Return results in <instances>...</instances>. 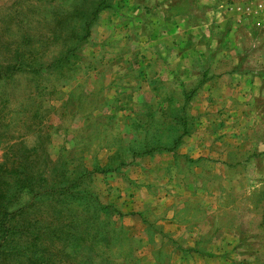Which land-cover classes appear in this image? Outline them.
<instances>
[{"label": "rangeland", "instance_id": "1", "mask_svg": "<svg viewBox=\"0 0 264 264\" xmlns=\"http://www.w3.org/2000/svg\"><path fill=\"white\" fill-rule=\"evenodd\" d=\"M13 63L0 164L98 201L63 264H264V0H0Z\"/></svg>", "mask_w": 264, "mask_h": 264}, {"label": "trees", "instance_id": "2", "mask_svg": "<svg viewBox=\"0 0 264 264\" xmlns=\"http://www.w3.org/2000/svg\"><path fill=\"white\" fill-rule=\"evenodd\" d=\"M7 68H12L10 75L25 70L15 63L0 65V77ZM22 157L24 160L10 170L4 162L0 164V264H63L66 256H76L83 246L92 250L93 239L82 242L92 227L90 230L76 212H68L64 206L77 199L96 206L97 199L77 190L79 177L67 185L54 186V182L48 189L43 173L33 172L27 155ZM27 192L31 193L29 201L20 204Z\"/></svg>", "mask_w": 264, "mask_h": 264}]
</instances>
